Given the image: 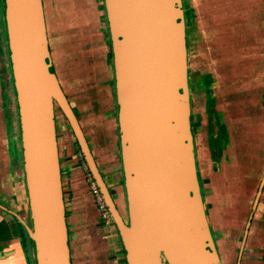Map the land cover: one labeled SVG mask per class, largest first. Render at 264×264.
I'll use <instances>...</instances> for the list:
<instances>
[{
	"label": "water",
	"instance_id": "obj_1",
	"mask_svg": "<svg viewBox=\"0 0 264 264\" xmlns=\"http://www.w3.org/2000/svg\"><path fill=\"white\" fill-rule=\"evenodd\" d=\"M103 1L112 42L128 224L53 69L43 1L0 0L29 198V222L23 226L31 263L72 264L57 105L101 191L127 264H222L196 162L184 1ZM263 190L264 176L254 211ZM11 254L0 251L2 258Z\"/></svg>",
	"mask_w": 264,
	"mask_h": 264
},
{
	"label": "rangeland",
	"instance_id": "obj_2",
	"mask_svg": "<svg viewBox=\"0 0 264 264\" xmlns=\"http://www.w3.org/2000/svg\"><path fill=\"white\" fill-rule=\"evenodd\" d=\"M42 1L54 71L88 138L98 167L109 183L118 209L126 219L128 207L124 190L125 180L123 178L119 185L121 196L118 198V176L113 173L116 167L118 170L122 169V161L112 42L104 1ZM183 1L185 10L194 9L198 3V0ZM237 1L241 16L240 71L236 85L238 92L229 94L228 102L234 103L230 114L234 121H239L232 127L233 133L238 137L243 136L246 144L249 141L256 149L257 195L264 176V0ZM8 68L6 43L3 34H0V121L3 128V153L6 158L11 149L13 155L16 156L17 153V143L12 140L16 114ZM55 111L65 199L72 203L69 198L74 191V185L78 183L80 193L91 196L96 208L94 212L98 217V208L87 180V164L68 121L57 105ZM193 128L195 145L200 148V132L197 133L196 124ZM14 134L17 136V133ZM1 160L0 157V218L10 222L13 217L17 222L21 219L24 221L26 218L24 219L22 207L18 203L23 170L14 160L11 165L8 160L5 166ZM202 166L201 164L199 168L201 173ZM202 194L204 195L203 191ZM66 217L70 220L68 214ZM100 221L102 225L105 224L102 219ZM109 222H112V229H115L113 221ZM101 234L103 238L90 239V242L85 244H78L76 240L69 238L72 264H125L121 241L113 244L118 238L115 236L116 239L113 240L108 237L110 233L106 232V229ZM26 263L30 264L28 258Z\"/></svg>",
	"mask_w": 264,
	"mask_h": 264
},
{
	"label": "crops",
	"instance_id": "obj_3",
	"mask_svg": "<svg viewBox=\"0 0 264 264\" xmlns=\"http://www.w3.org/2000/svg\"><path fill=\"white\" fill-rule=\"evenodd\" d=\"M239 8L237 0H198L194 9H189L187 45L191 118L192 126L196 124V131L201 135L200 148L195 145L196 162L201 191L204 192V207L221 263L264 264V190L256 210H253L257 197L256 149L249 141L246 144L243 136L238 137L233 133L232 127L239 121H234L230 114L234 103L228 102V95L238 92ZM8 75L10 77L9 73ZM13 132L17 133V136L13 133L12 139L17 143V153L16 156L13 155L11 149L6 158L3 153V128L0 121L1 162L5 166L8 160L10 165L14 160L21 167L16 123ZM201 164L202 173L199 170ZM114 170L113 173L118 176L116 194L119 198V185L124 175L122 169L118 170L116 167ZM77 184L69 198L72 203L65 199L64 194L66 216L68 214L70 218L67 219L69 238H73L78 244H85L90 239L103 238L101 233L106 229L110 233L108 237L113 240L116 239L115 236L118 238L113 244L120 242L116 227L112 229V222L101 224L99 213L97 217L94 212L96 208L91 196L83 192L81 194ZM18 203L22 207L24 219L26 218L24 221L21 219L17 222L14 217L11 222L0 218V223L12 227L9 236L0 239V251L6 250L12 254L0 257V264H27V258L32 264L29 239L19 230V223L27 224L30 215L24 177L19 185ZM123 253L127 264L124 249Z\"/></svg>",
	"mask_w": 264,
	"mask_h": 264
},
{
	"label": "built area",
	"instance_id": "obj_4",
	"mask_svg": "<svg viewBox=\"0 0 264 264\" xmlns=\"http://www.w3.org/2000/svg\"><path fill=\"white\" fill-rule=\"evenodd\" d=\"M87 180H88V184L90 186L91 195L94 199V203L96 204V206L98 208V213H99L100 218L105 223L109 222L110 220H112L111 214H110V212H109V210L105 204L104 198L101 194V191H100L97 183L95 182V180L93 179V177L89 171L87 173Z\"/></svg>",
	"mask_w": 264,
	"mask_h": 264
},
{
	"label": "trees",
	"instance_id": "obj_5",
	"mask_svg": "<svg viewBox=\"0 0 264 264\" xmlns=\"http://www.w3.org/2000/svg\"><path fill=\"white\" fill-rule=\"evenodd\" d=\"M106 13V11H105ZM185 16H186V20L189 18L190 16V11L189 10H185ZM0 34H3V25H2V20L0 19ZM110 36V34H109ZM112 61H113V58H112ZM116 103H117V98H116ZM19 230H20V233L23 234L25 237H28L27 233H26V230L24 228V226L19 223ZM12 227L4 224V223H0V239H3L4 237L6 236H9V231ZM14 230H15V227L13 226ZM17 228H16V231H19ZM34 246V244H33Z\"/></svg>",
	"mask_w": 264,
	"mask_h": 264
},
{
	"label": "flooded vegetation",
	"instance_id": "obj_6",
	"mask_svg": "<svg viewBox=\"0 0 264 264\" xmlns=\"http://www.w3.org/2000/svg\"><path fill=\"white\" fill-rule=\"evenodd\" d=\"M54 69V68H53ZM62 86V85H61ZM63 88V87H62ZM64 90V89H63ZM64 93H65V91H64ZM66 94V93H65ZM67 96V95H66ZM68 98V97H67ZM73 108V107H72ZM74 110V109H73ZM55 113H56V111H55ZM83 129V128H82ZM84 131V130H83ZM86 136V135H85ZM86 138H87V136H86ZM57 141H58V133H57ZM87 141H88V138H87ZM88 143H89V141H88ZM89 146H90V143H89ZM90 148H91V146H90ZM58 151H59V156H60V146H59V141H58ZM91 151H92V149H91ZM93 153V152H92ZM82 154V153H81ZM94 155V154H93ZM83 156V155H82ZM95 158V157H94ZM60 160H61V157H60ZM96 160V159H95ZM60 166H61V161H60ZM88 167V166H87ZM100 169V168H99ZM101 171V170H100ZM61 174H62V171H61ZM101 174H102V172H101ZM103 175V174H102ZM103 177H104V175H103ZM105 179V178H104ZM105 181H106V179H105ZM107 182V181H106ZM126 222H127V224L129 223V219L128 218H126V219H124Z\"/></svg>",
	"mask_w": 264,
	"mask_h": 264
},
{
	"label": "bare ground",
	"instance_id": "obj_7",
	"mask_svg": "<svg viewBox=\"0 0 264 264\" xmlns=\"http://www.w3.org/2000/svg\"><path fill=\"white\" fill-rule=\"evenodd\" d=\"M69 32V31H68ZM164 264H166V263H164Z\"/></svg>",
	"mask_w": 264,
	"mask_h": 264
}]
</instances>
